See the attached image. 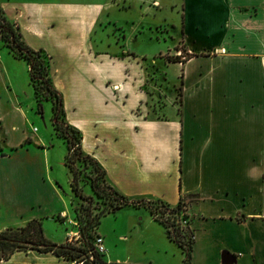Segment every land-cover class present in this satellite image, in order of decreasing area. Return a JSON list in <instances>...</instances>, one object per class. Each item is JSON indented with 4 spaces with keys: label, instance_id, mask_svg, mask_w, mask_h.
I'll list each match as a JSON object with an SVG mask.
<instances>
[{
    "label": "crops",
    "instance_id": "crops-1",
    "mask_svg": "<svg viewBox=\"0 0 264 264\" xmlns=\"http://www.w3.org/2000/svg\"><path fill=\"white\" fill-rule=\"evenodd\" d=\"M0 6L31 48L51 56L65 121L109 183L130 198L186 202L191 264H264V0H0ZM159 7L175 9L179 23L163 19L166 35L156 43L166 49L158 46L150 57L130 44L142 33L140 16L119 14ZM178 41L186 57L165 61L162 54H179ZM170 66L179 73L169 84L161 73ZM33 106L28 64L0 42V230L45 216V235L60 243L78 235L71 174L65 156L53 151L56 139L66 151L67 145L54 130L52 109L51 129L44 130ZM50 215L64 219H57L60 235H49ZM148 218L159 223L150 211ZM159 226L169 242L161 261L177 256L180 264L182 249ZM0 264L77 262L20 250Z\"/></svg>",
    "mask_w": 264,
    "mask_h": 264
},
{
    "label": "trees",
    "instance_id": "trees-1",
    "mask_svg": "<svg viewBox=\"0 0 264 264\" xmlns=\"http://www.w3.org/2000/svg\"><path fill=\"white\" fill-rule=\"evenodd\" d=\"M0 39L2 44L16 57L21 58L28 64L29 81L33 87L38 111L41 112V102L43 100L50 101L52 115L51 121L56 134L64 138L67 151L65 154V164L71 174L70 187L77 198L74 205V220L76 221V228L78 236L73 235L67 237L64 242H55L50 240L44 234L43 223L41 218H33L22 224L9 225L0 230V262L9 259L16 251L36 250L38 252H52L57 256L63 257L67 260L74 261L80 264H136L132 262H119L106 259V255L101 253L94 244L97 236V228L100 224L101 218L107 213L116 211L119 207L130 204L137 206L135 199H132L117 189H115L107 180L105 170L99 163L89 154L84 153L80 144V134L69 124L64 118V109L62 107V96L55 88L50 76V58L51 56L42 49L31 48L22 38L18 24L11 21L5 15L0 6ZM177 48V47H176ZM184 50V49H183ZM165 61H179L178 55H161ZM40 79L42 87L46 95L41 99L39 95V86L37 80ZM178 101L181 94V86H178ZM42 113V112H41ZM76 136V137H75ZM83 160L92 165V168L100 174V184L96 176L82 177L76 171V161ZM75 165V166H74ZM86 179V180H85ZM86 185L90 186L92 194H86L84 188ZM106 194L109 199L111 210H101L93 212L91 205L93 203V196H102ZM87 202L88 205H85ZM164 209L160 213L163 216L166 211L172 213L173 222H168L160 218L153 210H150L153 217L160 222L166 229L169 239L174 241L183 252V259L180 264H191V248L193 242V231L190 228L188 239V249H185L182 240L176 238V235H181L179 230L171 232L170 225L174 224L177 216L183 212V217H188L186 210V202L180 198L176 205H170L162 202ZM182 217V219H184ZM58 220H64L59 215L55 216ZM189 218V217H188ZM189 219L187 220L188 223ZM102 238V237H101Z\"/></svg>",
    "mask_w": 264,
    "mask_h": 264
},
{
    "label": "rangeland",
    "instance_id": "rangeland-1",
    "mask_svg": "<svg viewBox=\"0 0 264 264\" xmlns=\"http://www.w3.org/2000/svg\"><path fill=\"white\" fill-rule=\"evenodd\" d=\"M137 12V13H136ZM175 9H173V12H170L167 7H159L156 11H151L148 14L141 15V12L138 8H134L132 11H127L119 14V17L122 18V20L125 19H131V17H138L140 16V24L138 25V32H142L137 35V38L133 40L131 38V43L136 42V45H133L134 47H138L141 49L143 47L147 50V55L152 57V54H157L158 46L160 48H163V50L166 49L167 43H156L157 39L156 37L160 36L163 37L166 35L164 32V27H162L160 24L164 23L163 19H169L172 21H176L178 24L179 21V15H175ZM130 24V22L128 23ZM126 29V25L124 26ZM109 30V28H108ZM112 28L110 29V31ZM131 31V30H130ZM127 32V29L126 31ZM116 36L119 38V42L122 40V32L116 31ZM1 36V35H0ZM149 36H154L151 40ZM0 42L2 40L0 39ZM153 43V44H150ZM168 46L170 49H173V41H168ZM181 41H178L176 44L177 48L180 49V52L178 54V57H186V51L183 50L184 46L181 44ZM154 45V46H153ZM168 53L162 54L167 55ZM170 55V54H169ZM175 55V54H172ZM157 59V56H156ZM163 69V67H162ZM175 70V71H174ZM167 72L166 74L161 73V81L164 77L169 81V84L172 83L173 80L176 79L177 69H175L173 66H170L169 68L165 69ZM152 72L156 73V70L152 68ZM156 76V74H155ZM37 84L39 86V95L41 99L46 95V93L43 90L42 82L40 79L37 80ZM31 89V88H30ZM177 92L178 89L176 88ZM178 96V95H177ZM32 111H36L37 118L35 120V124L39 126L41 129H49L50 126V116L49 113L51 111V104L49 101H42L41 102V112L38 111V107L33 106ZM30 118L32 117L31 111H29ZM51 129V128H50ZM76 137V136H75ZM56 139V138H55ZM54 153H59V156H65V146L60 139H56L54 141ZM76 165V166H75ZM76 171L78 172L79 176H96L99 180L100 184H104L102 177L100 174H98L93 168L92 165L88 162H84L83 160H77L75 163ZM66 170L64 172H60L61 176L65 175ZM59 173V174H60ZM86 180V179H85ZM62 184V182L60 181ZM65 188V184L62 185ZM66 190V189H65ZM85 191H88L87 188H85ZM66 196V195H65ZM93 203L91 205V209L93 212H99L102 209L103 210H111L112 207L109 205V199L106 194H103L102 196H93ZM135 199V203L137 206L126 204L123 205V208L107 213L105 216L101 218L100 224L97 228V231L101 233L104 238L106 239V244L109 247V254L105 252L104 249H99L101 253H104L107 260L111 261H119V262H148L149 259L152 258V260H156V264H174L175 260L177 259V256L171 257V259H168L169 261L166 263L164 261H161L163 259V248L169 244L167 238L164 235V228L159 226V223L156 222H148L150 218H148V214L150 210H153L160 218L166 220L167 217H169L168 222H173L172 219V213L169 211H166V213L163 214L161 217V211H163L164 206L162 204V201L150 198V197H140V198H132ZM85 205H88L87 202H85ZM125 206V207H124ZM139 206L145 207L147 209V212H143L142 209H138ZM186 212V210H185ZM143 215H146L143 219ZM49 221L51 225V230L49 231V235L57 236L62 233V230L60 229V226H63L60 224L59 221H57L56 218H53L54 215H50ZM61 217V215H59ZM183 212H181L177 218L174 221L173 225H170L171 232H174L175 230H179L181 235L174 236L176 238L180 239L184 243L185 249H188V239L190 234V227H189V221L188 223H184L182 220ZM42 220V223L44 221V217H40ZM184 218V217H183ZM184 219H188V217H185ZM18 223V222H17ZM13 223V224H17ZM148 223V224H147ZM11 224V225H13ZM22 224V223H19ZM161 224V223H160ZM162 225V224H161ZM97 232V233H98ZM64 233V232H63ZM97 234L94 240V244L96 242L97 237H101L100 234ZM45 234V233H44ZM76 235V234H74ZM120 235L125 236V238L119 237ZM47 237V235H45ZM97 247V246H96ZM168 247V246H167ZM170 257V255H168ZM80 264V263H78ZM240 264H251V262L246 261V259L241 261Z\"/></svg>",
    "mask_w": 264,
    "mask_h": 264
},
{
    "label": "built area",
    "instance_id": "built-area-1",
    "mask_svg": "<svg viewBox=\"0 0 264 264\" xmlns=\"http://www.w3.org/2000/svg\"><path fill=\"white\" fill-rule=\"evenodd\" d=\"M35 129V128H34ZM184 223H187V220L188 219H182ZM78 236V235H76ZM95 245L100 248V249H103V246H102V238L101 237H97L96 238V242H95Z\"/></svg>",
    "mask_w": 264,
    "mask_h": 264
}]
</instances>
